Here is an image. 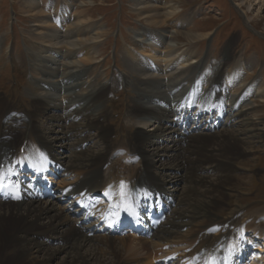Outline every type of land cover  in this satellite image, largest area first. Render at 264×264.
<instances>
[{
	"label": "bare ground",
	"instance_id": "bare-ground-1",
	"mask_svg": "<svg viewBox=\"0 0 264 264\" xmlns=\"http://www.w3.org/2000/svg\"><path fill=\"white\" fill-rule=\"evenodd\" d=\"M176 1L180 0L168 3L164 0H138L135 11L140 18L146 19L147 28L134 37V48L127 47L128 64L132 72L138 71L147 81L142 97L147 96L149 101L157 97L154 92L156 82H151L157 81L158 77L171 81V85L163 84L167 90L179 85L180 79L190 83L193 78L190 81L187 73L201 71L195 86L201 84L202 93L207 89L203 102L199 101L193 107L177 106L175 114L168 109L138 104L132 112V117L138 119L137 133L131 139L125 135L123 126L114 130L108 124L110 117L104 109L99 112L94 110L108 100L115 87L126 85L123 80L111 86L102 84L100 88L89 84L92 90L86 95H78L84 99L83 109L45 96L37 97L26 112H18L0 95V166L12 165L24 159L32 168V157L38 152L43 161L49 156L65 170L64 179L58 182L59 193L53 201L28 199L14 204L0 197V264H52L55 261H58L57 264H128L123 260L125 252L127 256L137 258L154 239L157 240L154 250L147 257H152L153 253L162 254L159 264H207L214 260L220 264L222 255L229 250H233L237 256L246 251V248L242 250L230 244L241 240L240 232L243 239L249 233L256 242H264L261 232H251L249 229V223L256 220L259 214L252 213L249 223L248 220L244 221L250 216L241 218L246 209L239 202L222 221L212 217V212L221 208L218 198L228 196L226 186L231 184L233 175L238 171L234 163L247 160L252 155L244 146L254 144V139L258 137L252 119L248 118V112L253 108L251 103L245 104L241 100L246 96L264 100V74L247 85L246 76L255 61L244 55L239 58L227 56L212 72L205 73V68L210 67L209 61L204 63V60L203 64L199 60L198 48H194V45L206 39L210 33L195 34L190 30L196 13L191 12V17L183 19L186 15H181L179 7H174ZM251 1L242 0L237 7L242 9ZM254 1L257 6L264 7V0ZM20 3L22 8H28L31 16L41 13L39 0H21ZM81 4L84 6L83 2ZM162 4H166L164 11ZM63 7V12L56 15L59 9L56 5L51 6L50 17L54 20L55 29L47 33L33 30L30 41L39 49L38 53L54 55L46 58V63L57 65L56 68L48 67L46 78L59 75L64 77L66 83L69 78L75 77L74 74L82 76L85 81L77 84L79 87H74L78 91L88 85L86 83L92 70L83 69L84 64L96 59L98 40L106 32L102 25L94 26L85 20L87 14L84 18L83 13L74 12V1L64 0ZM248 12H242L245 18L249 17ZM177 18L180 20L175 22ZM171 20L177 30L168 32L166 30ZM36 22L52 26L47 18ZM175 34L183 35L181 37L188 42L190 50H182ZM196 62L198 66L193 67ZM68 75L70 77L66 80ZM31 89L34 93L38 92L36 87ZM80 91L83 93V89ZM159 92H162L160 88ZM227 93L235 98L230 97L229 100ZM224 102L230 104L224 105ZM167 103L172 104V99ZM222 108L229 115L222 124L225 127L230 125L229 128L240 125L244 128L242 133H234L228 128L211 133L209 121L206 123L203 117H199L205 111L218 113ZM179 111L180 114L177 113ZM197 115L198 121L192 119ZM187 117L192 119L191 131H194L189 137H185L184 130L179 126L187 121ZM41 121L51 122L56 131L54 135L39 131L37 126ZM142 126L150 127L157 135L152 146L153 155L144 153V146L152 134L146 133ZM93 137L103 144L96 150L90 146ZM36 138L40 140L38 145L35 144ZM57 141L60 142L59 147ZM25 142L28 146L25 154L21 155ZM162 142L171 144V148H163ZM61 149L64 152L59 157ZM160 156L169 157V164H161H166L167 175L173 181L156 177L154 168L159 164ZM1 172L3 170L0 168ZM178 177L181 180L174 181ZM148 187H157L162 192L163 207L169 211L167 221L153 231L151 240L141 237L131 240L119 230H113V223L119 220L118 207L95 208L93 213L82 210L83 206L88 205L84 200L90 201L96 193L103 192L114 196L118 203L127 194L135 206L139 205L142 190ZM143 208L146 209V206L138 207L141 213ZM257 224L264 227V220L257 221ZM170 246H175L173 252L177 253H173ZM263 249L264 245L257 246V252L264 254Z\"/></svg>",
	"mask_w": 264,
	"mask_h": 264
},
{
	"label": "rangeland",
	"instance_id": "rangeland-1",
	"mask_svg": "<svg viewBox=\"0 0 264 264\" xmlns=\"http://www.w3.org/2000/svg\"><path fill=\"white\" fill-rule=\"evenodd\" d=\"M20 1L21 0H0V94L5 97L3 98L1 96L6 102H10L11 106L13 105L14 108L22 111L23 108H25V110L31 109L30 106L33 104L35 97L46 96L47 93L44 92L43 89L40 91V96L38 94L36 95L33 91H31L30 88L34 87L32 86L34 82L37 83L40 88L51 84L50 81L45 78L42 80V76L43 73L45 75L48 67L56 68L57 66L53 65L52 63H46V58L48 56L54 57V55H50V53H38L39 49L30 41V34L33 30H37V32L42 31L44 33L54 30V20L52 17H50L52 14L50 9H52V5H56L53 3L57 2V5L59 6V14L62 13L63 11H60V9L64 0H49L48 2L47 0H39L41 13L35 14L36 16H31L27 12L28 8H22V3H20ZM73 1L75 3L74 12L83 13L84 18L87 14L85 20H89L91 25L94 26L102 25L106 32V34H102L98 40L99 44L97 48V55L95 56L96 59L84 64L83 69L89 70L88 68H93L90 69V71L92 70V75L87 80L88 83L86 84L88 85L85 86V90H87L83 91V93L86 95V93L90 92L91 84H93L92 86L95 87L98 82H102L106 83L105 85L111 86L115 83H118L120 80H126L128 83L125 87H115L110 92L111 95L112 92L116 90L111 96L114 103L110 102L109 96L106 102L101 103L96 107L100 108L102 107L101 105L107 104V102H109L108 109H106V111L110 114V116H108L111 117V127L115 130L123 126L125 130L124 133L127 138L129 137L133 139L134 135L137 133L136 123L138 119L132 117V112L138 104L147 103L145 102L147 96L141 98V100L144 99V102L143 100L140 102L139 99L147 86V81H145L144 78L139 75L138 71H131L126 52V47L130 46L132 49L133 46L134 48V37L138 36V32L145 30L144 28H147V26H145L146 19L140 18V16L137 15L135 11V9L138 8V0H71V2ZM164 1L165 3L171 2V0ZM82 2L84 3V6L81 4ZM173 4L175 5L174 7H179L178 11L181 13V15H186L185 17H182L183 19H187V16L191 17V12L196 13L193 25L190 28V30L195 32V34L210 33L208 37H205L206 39L194 45V48H198L199 60L202 62L204 60V62H212L211 67L214 68H210V71L217 68L220 61L224 60L227 56L233 55L234 57L239 58L244 55L245 58L255 61L254 66L249 68L245 83L248 85L257 78L260 79V75L264 74V7L260 5L257 6L254 0H252L249 4H246L242 9L237 7L239 4H242V0H180L179 2L176 1ZM165 6L166 4H162L163 11L165 10ZM244 10H249L248 18L243 16L242 12ZM45 18L52 22V26L45 25L42 22H36V20L42 21ZM175 20L174 21L177 22V20H180V18ZM172 22L173 20L168 23V30L166 31L173 32L177 30ZM174 36L181 42L180 47H182V50L190 48V46H188V42H186V40L181 37L183 35L175 34ZM116 44L118 45V49L115 50ZM63 51L66 50L63 49ZM23 56L24 59L22 61L21 58H23ZM197 62L192 66H198ZM115 65H118L119 69ZM80 70L82 69L80 68ZM194 72H192V74L187 73V77H189L190 81L192 78H194L193 82H195L198 76L197 72ZM119 75L124 76L125 80ZM78 76L79 75H77V77ZM136 76V79H140L141 81L134 79ZM57 77L61 78L59 85L63 87L65 84L63 81L64 77L59 75H57ZM69 77V75L66 76V80ZM79 78L80 81H77V83H82L85 81L82 76H79ZM159 78H161V82H159ZM75 79L77 78H69V81H75ZM156 80L157 81H152L151 83L156 82L154 85V92L157 93L156 98L158 99L154 98L152 101L150 100L151 102L149 101V103L145 104L149 108H155V106L158 104L160 93L169 96L172 88L175 89L178 87H171L169 92L170 87L167 88V90L165 87H163V84L170 85L171 81H169L168 78H163L160 76ZM56 81L57 79H54L55 83ZM179 82V85L182 84V89L190 88L193 83H186L187 80L183 81V79H180ZM30 83H32V85ZM139 83L141 84L139 85ZM65 85L69 84L66 83ZM159 88L162 90V92H159ZM37 90V93H39V89ZM50 90H52V88H47L48 92ZM63 91L65 93H62L61 90L56 89L55 93L58 94V97L67 98L68 100H63V98H60L62 99L61 101H64L66 104L68 103L69 99H71L68 97H73L74 93L71 92L73 90L69 92L68 89H63ZM189 91H191V89ZM78 93L75 91V94H77L75 97L76 101L74 99H71V101L83 105L82 102L84 99L83 97H78ZM173 93L179 97L178 93L182 94L183 91L180 92L176 90L173 91ZM227 94L228 96H231V94ZM51 97L54 98V96ZM161 99L163 98H160V100ZM250 100L252 101H245V104L251 103L252 105L250 106L253 108L250 110V112H248V118L252 119V123L255 126V133L258 134V137L254 139V144L244 146L247 151L252 152L250 158L234 163L235 168L238 171L233 175L231 184L226 186L228 196L225 198H218V200L221 202V208L214 210L212 212V217L222 221L224 218L228 217L230 211H232L231 209H233L239 202L242 207L246 209L241 218L248 215L250 216L245 218L244 221L248 220L249 223L250 220H252V213L259 214L256 220H253L251 223H249L250 231L252 232L258 230V232L264 234V228L259 227L257 224V221L264 220V218L260 217L261 215H264V209L261 207L264 206V100L256 97ZM77 108L83 109L84 106ZM156 108L159 107L156 106ZM128 111L130 112L128 113ZM127 114H129L128 118L126 117ZM225 115V119H228L229 115ZM128 119L132 120L128 121ZM225 119L223 118L221 122V126L223 127V129H221L222 131L228 128L227 130L233 131L234 133H242L244 128H241L240 125H236L233 128H229L230 125L225 127L224 124H222L224 123ZM47 122L44 123L41 121L38 123L37 127L40 132H50L48 135L52 136L56 131L54 132V126H52L51 122H49L50 127L48 128L49 125L47 126ZM209 122L208 126L212 127V125H209ZM143 129L145 132L147 131L146 133L152 134L149 141L145 145L146 147H144V153L152 155L154 152V147H151L153 146L152 143L156 142L157 135L153 134V132L150 130V127L146 126L143 127ZM108 141H111V139ZM57 142L59 147L60 142ZM92 142L99 144V146L103 145L97 137H93ZM162 143L164 148L167 143ZM92 144L93 143H91V145ZM54 145H56V141L54 142ZM168 146L171 148L172 145L170 144ZM97 147L98 145H95V147L92 145L93 150H96L95 148ZM61 153L62 149L59 151V157L62 156ZM163 161L164 162L162 163H168V159ZM158 162L159 164H156V168H154L156 177L162 179L163 181L166 180L170 182L172 179L169 177V175H167L166 178L163 177V175L166 174V171H168L166 164L162 166L161 162ZM161 170H165V172H161ZM177 180L181 179L179 177L174 179V181ZM252 223L254 224L252 225ZM253 227L254 229H252ZM128 237L131 240L136 239V237L133 236ZM247 237L250 238L251 235H247ZM156 242V239L152 240V242L148 244L149 249L147 247L145 252H143L141 256L137 258H134L133 256H127V253L125 252L123 255V260L128 264H154L153 261L157 260L159 254L155 255V253H153L154 255L152 257L147 256L150 255L151 250L153 252V246ZM170 247L173 249V246ZM162 257L163 255L161 256L160 260ZM57 262L58 261H55L52 264H57Z\"/></svg>",
	"mask_w": 264,
	"mask_h": 264
},
{
	"label": "snow or ice",
	"instance_id": "snow-or-ice-1",
	"mask_svg": "<svg viewBox=\"0 0 264 264\" xmlns=\"http://www.w3.org/2000/svg\"><path fill=\"white\" fill-rule=\"evenodd\" d=\"M4 175L3 174H0V187H3L4 185H3V180H4ZM121 188L123 189L124 188V184H123V182L121 183ZM109 193H106V195H108ZM121 195L123 196L124 195V193L122 192L121 193ZM125 210H127V209H125Z\"/></svg>",
	"mask_w": 264,
	"mask_h": 264
}]
</instances>
